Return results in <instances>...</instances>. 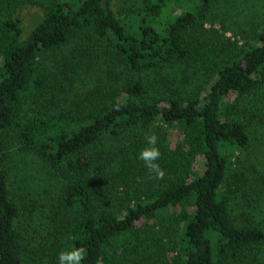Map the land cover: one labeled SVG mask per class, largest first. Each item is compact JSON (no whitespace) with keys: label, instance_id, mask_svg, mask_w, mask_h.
Masks as SVG:
<instances>
[{"label":"trees","instance_id":"16d2710c","mask_svg":"<svg viewBox=\"0 0 264 264\" xmlns=\"http://www.w3.org/2000/svg\"><path fill=\"white\" fill-rule=\"evenodd\" d=\"M172 1L194 8L162 21ZM237 1L0 0V264L80 246L82 264H263L264 173L238 164L262 118L239 101L264 93V20L236 49L206 28ZM23 6L44 12L27 38ZM149 129L164 180L137 159ZM29 155L57 194L15 188Z\"/></svg>","mask_w":264,"mask_h":264},{"label":"rangeland","instance_id":"374dc122","mask_svg":"<svg viewBox=\"0 0 264 264\" xmlns=\"http://www.w3.org/2000/svg\"><path fill=\"white\" fill-rule=\"evenodd\" d=\"M141 4L142 0H116V6L125 8L131 5ZM194 5L190 3L180 2L176 4L175 2H170L169 7L165 9L161 19L162 21L169 20L173 17L179 16L183 11L193 10ZM214 16H211V24L207 25V29L214 30L217 33H212L217 35L218 39L224 41L225 43H231L232 49L234 45L239 47L248 42L254 31L257 29L259 24L264 20V0H249V1H237L234 3H220L214 10ZM17 16L21 20L22 27L24 29V38H27L30 32L43 20L44 12L40 7L32 6H23L17 11ZM52 77L57 80H64V77H61V74L68 75V70L64 68L58 70L52 65ZM182 74V73H181ZM191 80L193 82L192 88L195 87L198 83L206 80L204 74L198 73L197 75L193 74V69L190 70ZM175 78V77H174ZM235 99V96L232 95L229 98V101ZM251 104L257 105L260 110V120H256L253 123L252 127V145L249 152H246L242 155L241 162L238 164V168L244 171L248 178L251 180L253 175L261 171L264 173V93L260 91L259 94L253 95L251 97H244L239 101L240 109L250 116L249 107ZM252 112V111H250ZM256 113V112H252ZM180 139L179 134L175 131L172 134V143H175ZM16 160V157H15ZM18 162V160H16ZM19 169L22 168L24 175H21L18 180V183H15V188L19 187V184H23V187L26 188L27 184H30L27 188H35L38 193H46L48 195L57 194L58 184L56 181L51 178L46 169L44 168L43 163L34 155L23 157L19 160L18 166ZM22 181V183H20ZM18 184V185H17ZM27 188L25 190H27ZM57 192V193H56ZM264 195V194H263ZM258 202L257 208L261 211H264V196H258L253 204ZM264 219V218H263ZM37 231L40 234H46L41 229ZM263 264H264V255H263Z\"/></svg>","mask_w":264,"mask_h":264},{"label":"clouds","instance_id":"9594fccd","mask_svg":"<svg viewBox=\"0 0 264 264\" xmlns=\"http://www.w3.org/2000/svg\"><path fill=\"white\" fill-rule=\"evenodd\" d=\"M145 146L140 149L137 159L144 162L149 172V178L155 180L165 179V170L157 162L161 158V152L158 147L159 137L149 129L144 133ZM88 249L84 246L76 247L71 250H62L58 254V264H82Z\"/></svg>","mask_w":264,"mask_h":264}]
</instances>
